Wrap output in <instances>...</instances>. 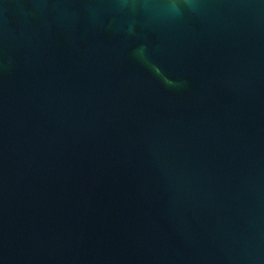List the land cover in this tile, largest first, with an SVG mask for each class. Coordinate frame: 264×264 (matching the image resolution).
<instances>
[{
  "label": "water",
  "instance_id": "1",
  "mask_svg": "<svg viewBox=\"0 0 264 264\" xmlns=\"http://www.w3.org/2000/svg\"><path fill=\"white\" fill-rule=\"evenodd\" d=\"M0 0V264H264V0Z\"/></svg>",
  "mask_w": 264,
  "mask_h": 264
},
{
  "label": "clouds",
  "instance_id": "2",
  "mask_svg": "<svg viewBox=\"0 0 264 264\" xmlns=\"http://www.w3.org/2000/svg\"><path fill=\"white\" fill-rule=\"evenodd\" d=\"M197 6L198 0H159L154 14L164 18L180 17L185 7L195 11Z\"/></svg>",
  "mask_w": 264,
  "mask_h": 264
}]
</instances>
